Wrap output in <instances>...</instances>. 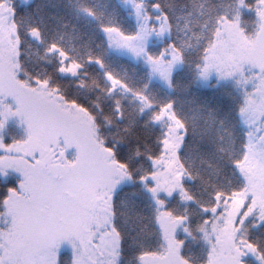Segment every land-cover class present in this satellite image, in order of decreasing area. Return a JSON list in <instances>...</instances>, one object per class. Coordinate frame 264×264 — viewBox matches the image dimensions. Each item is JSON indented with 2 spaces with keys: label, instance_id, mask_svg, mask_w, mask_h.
Returning <instances> with one entry per match:
<instances>
[{
  "label": "snow or ice",
  "instance_id": "snow-or-ice-1",
  "mask_svg": "<svg viewBox=\"0 0 264 264\" xmlns=\"http://www.w3.org/2000/svg\"><path fill=\"white\" fill-rule=\"evenodd\" d=\"M206 2L177 12L168 0H120L125 16L114 9L107 21L84 7L103 50L81 60L46 39L26 0H0L8 14L0 26V161L21 162V178L0 186V264H264V0L247 4L252 32ZM28 38L94 95H69L30 73L21 55ZM154 38L163 43L156 51ZM112 53L139 62L144 82L111 68ZM153 80L163 96L150 91ZM228 82L231 131L218 144L212 110L189 115L179 94ZM10 122L23 135L9 132ZM17 197L19 218L9 206Z\"/></svg>",
  "mask_w": 264,
  "mask_h": 264
},
{
  "label": "trees",
  "instance_id": "trees-1",
  "mask_svg": "<svg viewBox=\"0 0 264 264\" xmlns=\"http://www.w3.org/2000/svg\"><path fill=\"white\" fill-rule=\"evenodd\" d=\"M17 2L19 3V0ZM168 2L173 4L177 12H179L186 3L190 4L191 0H168ZM201 2H204V0H197V3ZM250 2L251 0H207L205 7L214 8L215 12L219 14L226 13L230 21L238 24L240 28H247L249 32H252L256 16L254 12L248 11L247 4ZM84 7H90L98 13H103L102 19L105 21L110 18L114 9L118 11L120 17L125 16V10L118 0H33L26 5L27 12L31 16V22L40 24L46 39L48 41H56L69 50L73 56L81 60L89 52L98 53L103 50V46L97 47L102 40L101 35L97 32V21L81 11ZM190 19L192 22L189 27L194 28L197 35H199V24L195 18ZM128 23L130 25L131 22L129 21ZM190 43L195 47L196 38L193 37ZM160 47H163V43L153 45L151 49L156 51ZM21 55L24 57L25 65L30 73L50 76L53 82L57 83L67 94L84 100H88L94 95L87 89L79 88L77 81L73 77L60 75L57 71L58 57L53 54H46L44 45L28 38L24 41ZM106 60L111 68L121 76L126 73L137 86L144 82L145 69L139 62L121 57L115 53L107 56ZM86 70L91 76L97 75V70L92 66H86ZM157 89H160V96L167 92V89H164L162 85L152 81L150 91H156ZM225 90L233 91L231 83L224 84L221 88L216 89L212 88L211 84L208 87L196 84L187 93L179 94V100L184 102V111L189 115L201 113L207 116L208 110H212L216 118L210 123L217 137L218 144L225 143L228 139V133L231 131L232 121L225 118L228 101L222 98ZM233 94L235 93L233 92ZM173 95L176 94L173 93ZM130 99H126L124 103L131 108L133 104L129 103ZM189 138L191 139V137ZM125 147L130 148L132 146L125 144ZM197 166L201 169L207 168L206 165H200L199 161H197ZM206 174L207 172H205ZM4 176H6L5 173L0 171V186L4 185L8 180L19 179L14 174L7 177ZM192 187L194 191L202 190L198 188L197 183H193ZM251 259L249 258V260ZM253 264H255L254 261Z\"/></svg>",
  "mask_w": 264,
  "mask_h": 264
},
{
  "label": "rangeland",
  "instance_id": "rangeland-1",
  "mask_svg": "<svg viewBox=\"0 0 264 264\" xmlns=\"http://www.w3.org/2000/svg\"><path fill=\"white\" fill-rule=\"evenodd\" d=\"M32 1L33 0H26V5L30 4ZM118 1L120 3V0H118ZM122 7H123V5H122ZM7 18H8V14L6 12H0V26H3L5 24ZM236 26L239 27L238 24H236ZM161 43H162L161 41L156 40L154 38L150 42V48L153 45L161 44ZM117 55L132 60L131 57H129V56L125 55V54H117ZM132 61H134V60H132ZM153 81L160 84V82L158 80H153ZM213 82H215V77H213L212 83ZM228 83H231V82H228ZM8 130H9V132H10V130H12L11 133L15 134L16 136L23 135V130L20 127H18L15 122H10L9 123ZM74 152H75L74 148L70 149L66 153L67 157L70 159ZM19 163H21L19 160H16V161L12 162L11 164L5 163L4 161H0V171L5 173L6 176H4V177H7L8 175L14 174L17 178L20 179L21 177H20L19 173L16 171V164H19ZM9 206L12 209V211L16 214L17 218H19L23 214V205H22L19 197H17L15 200L11 201ZM3 220H4V217H1L0 218V228L6 227L5 223H3ZM11 222H12V215L10 214L7 217V223L11 224ZM249 258H251V256H249Z\"/></svg>",
  "mask_w": 264,
  "mask_h": 264
}]
</instances>
